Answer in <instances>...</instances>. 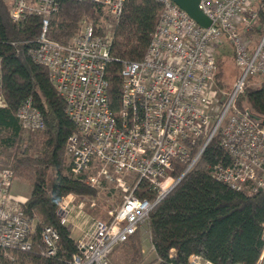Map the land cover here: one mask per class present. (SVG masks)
I'll use <instances>...</instances> for the list:
<instances>
[{
	"label": "built area",
	"instance_id": "obj_1",
	"mask_svg": "<svg viewBox=\"0 0 264 264\" xmlns=\"http://www.w3.org/2000/svg\"><path fill=\"white\" fill-rule=\"evenodd\" d=\"M5 1L11 5L14 23L29 16L41 19L42 32L30 54L49 70L77 129L66 149L70 174L74 178L90 174L88 185L116 183L125 192L110 220L92 219L81 231L74 264H111L114 249L148 222L151 212L195 169L220 131L221 146L231 161L210 168L211 176L235 191H264V122L236 106L249 81L264 82V36L255 47L247 38L264 0H200L201 11L212 21L209 28L200 27L171 0H157L163 11L144 58L121 64L117 111L109 99L107 68L115 61L112 32L126 0H71L100 6L108 19L100 22L106 33L99 34L101 24L84 18L69 45L48 38L51 17L61 0ZM228 46L239 78L231 91L220 93L218 54ZM3 89L0 61V107L5 106ZM17 117L26 132L45 129L31 99ZM180 167L183 172L176 177ZM130 178L133 182L128 185ZM13 183V172L0 170V248L6 255L31 251L35 232L34 220L22 209L25 201L12 192ZM144 186L151 198L139 196ZM57 213L60 223L73 231L72 195L60 201ZM59 238L53 227L42 230V256H56ZM188 264L214 263L192 255Z\"/></svg>",
	"mask_w": 264,
	"mask_h": 264
},
{
	"label": "trees",
	"instance_id": "obj_2",
	"mask_svg": "<svg viewBox=\"0 0 264 264\" xmlns=\"http://www.w3.org/2000/svg\"><path fill=\"white\" fill-rule=\"evenodd\" d=\"M10 10V3L0 0V61L5 101V106L0 107V145L11 151L6 158L0 154V170H11L15 181L32 187L22 209L37 223L32 236L33 249L6 255L0 248V264H74L77 238L69 226L60 223L58 205L68 195L95 197L96 191L85 182V177L74 178L70 174L71 160L65 154L77 129L67 115L66 103L51 81L49 70L36 63L30 54L42 32L41 19L29 16L16 24L11 20ZM162 11L157 0H126L121 19L112 32L111 55L115 61L107 68L109 99L116 111L121 97V64L144 58ZM84 18L99 25L108 16L98 5L61 0L58 12L51 17L48 38L62 45L71 44ZM98 33H106L103 24ZM256 34L264 35V1L248 37ZM218 61L216 85L223 88L219 58ZM29 99L42 114L45 129L26 136L17 114ZM236 106L264 122V82L259 88L247 86ZM230 161L221 146L220 131L195 169L151 212L147 224L154 260L145 262L140 229L116 247L110 259L122 249L128 256L127 264H188L192 255L214 264H259L264 252V191H235L216 181L210 168ZM183 169L180 167L174 175L179 177ZM145 187L138 192L139 196L151 198ZM46 227L56 229L60 237L57 254L51 258L42 256L41 232Z\"/></svg>",
	"mask_w": 264,
	"mask_h": 264
},
{
	"label": "rangeland",
	"instance_id": "obj_3",
	"mask_svg": "<svg viewBox=\"0 0 264 264\" xmlns=\"http://www.w3.org/2000/svg\"><path fill=\"white\" fill-rule=\"evenodd\" d=\"M106 15V14H105ZM103 21V20H100ZM264 35H254V37H247L251 42V45L254 47L256 46L263 38ZM218 58L220 59L221 63V70L223 72V88L220 89V93L222 92H229L235 85L237 79L239 78V70L235 63V56L233 54L232 48L228 46V49L221 51L218 54ZM262 84L258 78L249 81L250 88H259ZM26 136L35 134L36 132H25ZM39 147V146H38ZM0 154L3 157H8L11 154L9 149H5L0 145ZM66 155V154H65ZM67 157V156H66ZM68 158V157H67ZM87 176L84 178L85 182L87 183ZM91 177V176H90ZM133 179H128L127 184L131 185ZM92 188L96 191L95 197H76L73 196V210L81 211L84 218L89 219H98L102 221L110 220L112 214L117 210V208L123 202L125 192L123 189L119 188L116 183H102V185L97 186L95 183L89 184ZM32 187L22 181H15L13 183L12 192L14 195L20 196L22 201H27L28 197L30 196ZM37 219L32 221L34 230L36 227ZM140 232L143 239V251L145 255V262H152L155 258L153 248L151 249L150 243V234L148 231V224H144L140 228ZM76 233L73 232V236L76 237ZM128 256L125 250H117L114 257L111 258V264H127Z\"/></svg>",
	"mask_w": 264,
	"mask_h": 264
},
{
	"label": "water",
	"instance_id": "obj_4",
	"mask_svg": "<svg viewBox=\"0 0 264 264\" xmlns=\"http://www.w3.org/2000/svg\"><path fill=\"white\" fill-rule=\"evenodd\" d=\"M181 10L186 12L188 16L194 20L200 27L209 28L212 21L201 11L200 0H171Z\"/></svg>",
	"mask_w": 264,
	"mask_h": 264
},
{
	"label": "crops",
	"instance_id": "obj_5",
	"mask_svg": "<svg viewBox=\"0 0 264 264\" xmlns=\"http://www.w3.org/2000/svg\"><path fill=\"white\" fill-rule=\"evenodd\" d=\"M19 195V194H18ZM18 195H15L17 197H20ZM26 199V198H25ZM24 199V201H25ZM82 212L81 211H77L76 209L73 210V213H72V222L74 224V229H73V232L76 233V238L78 239L80 234H81V231L83 229H85L87 227V225L89 224V222L93 219H89V218H84L83 215H81ZM151 243V241H150ZM152 249V245L150 247ZM259 264H264V252L262 254V257L259 261Z\"/></svg>",
	"mask_w": 264,
	"mask_h": 264
}]
</instances>
